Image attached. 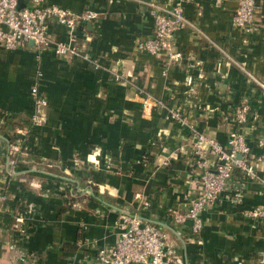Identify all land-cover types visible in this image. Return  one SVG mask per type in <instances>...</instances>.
Listing matches in <instances>:
<instances>
[{
  "label": "crops",
  "instance_id": "1",
  "mask_svg": "<svg viewBox=\"0 0 264 264\" xmlns=\"http://www.w3.org/2000/svg\"><path fill=\"white\" fill-rule=\"evenodd\" d=\"M176 0H47L98 17L77 28L78 42L98 65L51 50L0 47V264H99L100 247L114 245L123 216L137 215L168 236L176 256L164 264H264V219L245 210L264 206V0L255 25L233 24L240 0L186 4L196 26L179 29V62L137 49L151 37L152 7ZM51 32L67 40L69 30ZM48 99V122L33 126L31 86ZM141 90L178 108L189 125L152 106ZM247 104L242 126L259 178L235 171L242 204L227 194L202 213L194 233L171 210L185 209L201 186L196 132L226 144ZM210 166L214 156L208 155Z\"/></svg>",
  "mask_w": 264,
  "mask_h": 264
},
{
  "label": "built area",
  "instance_id": "2",
  "mask_svg": "<svg viewBox=\"0 0 264 264\" xmlns=\"http://www.w3.org/2000/svg\"><path fill=\"white\" fill-rule=\"evenodd\" d=\"M198 0H176L172 6H153L152 14L155 20L154 33L151 37L137 44L141 52L167 55L166 65L183 58L181 51L175 50V35L179 29L196 26L186 16V4L196 3ZM217 6H222L225 0H214ZM260 0H240L233 17V24L237 28L251 32L257 18ZM19 0H0V47L14 50L29 45L33 40L38 50H51L56 56L73 59L81 57L91 64L98 65L78 42L77 28L82 24L97 19L98 14L92 9L80 13L60 5L50 4L47 0H28L23 8L18 7ZM58 23L66 27L70 36L67 40L57 39L51 32V25ZM40 73L31 86L34 100V111L31 117L33 126H43L48 122V99L38 84ZM144 113L147 114L152 106L167 111V118L189 125L182 112L173 106H167L163 101L153 99L141 90ZM237 127L229 132L226 144L216 138L196 132L194 152L196 155V169L201 186L198 196L191 198L187 207L171 210L170 215L178 225L191 224L192 231H202L205 221L203 211L221 196L229 193L234 204L240 205L244 201V193L236 187L235 171H240L247 179H257L259 174L256 162L263 158H251V146L247 141L242 126L249 120L250 108L242 104L236 108ZM258 145H264V139L258 140ZM208 155L214 156L210 166ZM264 184V179L262 180ZM250 218L264 219V206H256L245 210ZM176 256L168 236L163 230L151 222L144 221L137 215L123 216L121 231L114 245L100 247L97 254L99 264H164L165 258Z\"/></svg>",
  "mask_w": 264,
  "mask_h": 264
},
{
  "label": "water",
  "instance_id": "3",
  "mask_svg": "<svg viewBox=\"0 0 264 264\" xmlns=\"http://www.w3.org/2000/svg\"><path fill=\"white\" fill-rule=\"evenodd\" d=\"M27 1H28V0H19L18 7H19V8H23V7H25V6L27 5ZM30 44H32V45L34 44L33 40L30 41Z\"/></svg>",
  "mask_w": 264,
  "mask_h": 264
}]
</instances>
